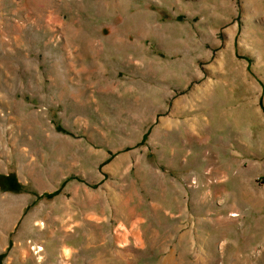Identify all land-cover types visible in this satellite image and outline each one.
Returning a JSON list of instances; mask_svg holds the SVG:
<instances>
[{
    "label": "rangeland",
    "instance_id": "374dc122",
    "mask_svg": "<svg viewBox=\"0 0 264 264\" xmlns=\"http://www.w3.org/2000/svg\"><path fill=\"white\" fill-rule=\"evenodd\" d=\"M0 264H264V0H0Z\"/></svg>",
    "mask_w": 264,
    "mask_h": 264
}]
</instances>
